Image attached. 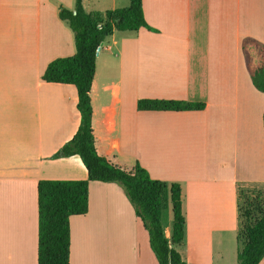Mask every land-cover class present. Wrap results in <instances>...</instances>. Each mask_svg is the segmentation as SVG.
<instances>
[{"label": "crops", "instance_id": "obj_1", "mask_svg": "<svg viewBox=\"0 0 264 264\" xmlns=\"http://www.w3.org/2000/svg\"><path fill=\"white\" fill-rule=\"evenodd\" d=\"M83 4L103 12L130 0ZM61 6L75 0H0V264H38L40 180L88 177L79 156L52 158L81 121L76 86L43 79L53 59L76 52ZM143 12L157 31H115L99 47L96 145L181 183L187 264H237L238 187L264 183V93L248 65L251 49L264 57V0H143ZM140 98L206 107L139 110ZM70 224V264H159L118 183L90 181L89 210ZM172 224L173 213L168 238Z\"/></svg>", "mask_w": 264, "mask_h": 264}, {"label": "trees", "instance_id": "obj_2", "mask_svg": "<svg viewBox=\"0 0 264 264\" xmlns=\"http://www.w3.org/2000/svg\"><path fill=\"white\" fill-rule=\"evenodd\" d=\"M60 18L74 33L76 52L57 57L47 66L43 79L74 84L81 121L77 132L52 158L79 156L88 171L86 179H42L38 183L39 244L38 264H70L73 215L89 210L90 181L120 184L134 205L136 214L149 232L150 244L159 264H187L178 247L186 236L183 189L180 182L153 178L138 161L121 165L103 155L93 131L91 90L95 80L97 55L101 44L115 31H152L144 16L143 0H130L125 7L103 12H88L83 0H75L74 9L61 6ZM252 73L255 86L264 93V57ZM205 102L164 98H140L139 110H203ZM264 124V114H263ZM173 213L171 237L165 234L163 213ZM237 264H259L264 258V190L238 187Z\"/></svg>", "mask_w": 264, "mask_h": 264}, {"label": "rangeland", "instance_id": "obj_3", "mask_svg": "<svg viewBox=\"0 0 264 264\" xmlns=\"http://www.w3.org/2000/svg\"><path fill=\"white\" fill-rule=\"evenodd\" d=\"M121 5H123V4H121ZM251 50H252V56L254 57V60L251 63L249 62L248 65H249V67L251 68L252 71H254V69L256 71L257 70V66L259 64V61H260V57L258 56V54L256 53V51L254 49H251ZM255 185H257V184H255ZM258 187H260L261 189L264 190V183L258 185ZM131 204H132V202H131ZM170 214H172V211L170 209L165 210V212L163 213V221L164 222H167Z\"/></svg>", "mask_w": 264, "mask_h": 264}]
</instances>
